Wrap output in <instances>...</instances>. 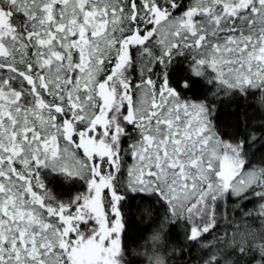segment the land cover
<instances>
[{
	"label": "snow or ice",
	"instance_id": "6c2138e0",
	"mask_svg": "<svg viewBox=\"0 0 264 264\" xmlns=\"http://www.w3.org/2000/svg\"><path fill=\"white\" fill-rule=\"evenodd\" d=\"M256 96L264 0H0V264H125L137 198L172 257L264 264V122L219 124Z\"/></svg>",
	"mask_w": 264,
	"mask_h": 264
},
{
	"label": "trees",
	"instance_id": "16d2710c",
	"mask_svg": "<svg viewBox=\"0 0 264 264\" xmlns=\"http://www.w3.org/2000/svg\"><path fill=\"white\" fill-rule=\"evenodd\" d=\"M251 118L249 126L253 130L258 129L264 122V106L259 102L258 96L249 97L247 101H241V108L237 111L236 106L226 107L219 114V124L222 129L229 134L236 132L235 124L237 117L240 116L243 121L245 113ZM243 130V123H241ZM260 133L257 132V135ZM260 149L257 155L264 152V148L260 143L254 146V150ZM125 229L122 234V245L125 249V264H153L148 256V247L160 243L162 249L160 254L165 255L163 264H185V261H191V264H197L199 260L198 249L193 247L191 251L185 250V254L181 259L178 255L171 256L173 242L177 241L178 234L175 226H169L167 235L164 236L163 231H160L159 238L152 240L151 237L161 229L163 223V209L159 205H155V211L149 212L148 205L142 204L139 198L130 200L125 215Z\"/></svg>",
	"mask_w": 264,
	"mask_h": 264
},
{
	"label": "rangeland",
	"instance_id": "374dc122",
	"mask_svg": "<svg viewBox=\"0 0 264 264\" xmlns=\"http://www.w3.org/2000/svg\"><path fill=\"white\" fill-rule=\"evenodd\" d=\"M162 247L160 243L156 245H150L148 247V256L153 262V264H163V261L165 259V255L160 254Z\"/></svg>",
	"mask_w": 264,
	"mask_h": 264
}]
</instances>
